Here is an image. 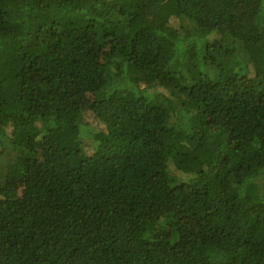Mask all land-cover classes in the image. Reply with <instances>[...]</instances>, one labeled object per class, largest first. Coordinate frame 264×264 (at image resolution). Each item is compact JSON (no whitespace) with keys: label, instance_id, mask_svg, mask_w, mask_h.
<instances>
[{"label":"trees","instance_id":"trees-1","mask_svg":"<svg viewBox=\"0 0 264 264\" xmlns=\"http://www.w3.org/2000/svg\"><path fill=\"white\" fill-rule=\"evenodd\" d=\"M0 264H264V0H0Z\"/></svg>","mask_w":264,"mask_h":264},{"label":"rangeland","instance_id":"rangeland-1","mask_svg":"<svg viewBox=\"0 0 264 264\" xmlns=\"http://www.w3.org/2000/svg\"><path fill=\"white\" fill-rule=\"evenodd\" d=\"M235 20L238 25H242L246 23L247 21H249V18L247 17L245 12H243L240 8H238L236 9V12H235ZM64 96L68 99L70 103L75 104V105H83L88 100L91 99V96L89 94L78 93L77 90L73 87L66 89L64 92ZM89 122H91V120ZM11 181H13V177ZM18 181L19 180L16 179V183L15 181H13L9 184L11 191L13 192V194H16V195H20L21 193V185L19 184Z\"/></svg>","mask_w":264,"mask_h":264}]
</instances>
